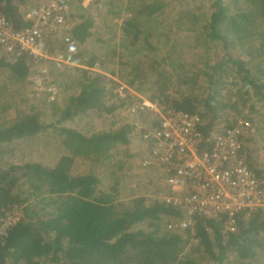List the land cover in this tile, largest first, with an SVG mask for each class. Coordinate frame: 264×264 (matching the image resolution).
Segmentation results:
<instances>
[{
  "label": "trees",
  "instance_id": "16d2710c",
  "mask_svg": "<svg viewBox=\"0 0 264 264\" xmlns=\"http://www.w3.org/2000/svg\"><path fill=\"white\" fill-rule=\"evenodd\" d=\"M1 1L19 30L29 25L28 6L48 2ZM69 20L72 28L47 43L74 65L0 47V229L12 220L0 235V264H264L262 209L234 213L235 231L227 213L193 215L180 227L186 208L155 195L165 190L161 165L141 163L158 146L142 136L160 119L149 109L130 112L139 91L197 115L200 153L242 119L264 130V0H91L86 8L72 0ZM43 67L58 89L53 101L28 91ZM116 76L131 88L124 95ZM117 114L122 121L108 130L75 127ZM255 135L244 137L241 153L260 178ZM40 139L58 154L14 160Z\"/></svg>",
  "mask_w": 264,
  "mask_h": 264
},
{
  "label": "built area",
  "instance_id": "2783aa9c",
  "mask_svg": "<svg viewBox=\"0 0 264 264\" xmlns=\"http://www.w3.org/2000/svg\"><path fill=\"white\" fill-rule=\"evenodd\" d=\"M71 1L48 0L44 4L28 6L25 18L29 25L19 30L2 12L0 0V47L16 55L27 53L41 64L51 61L57 68L74 65L71 54L52 55L47 43L52 35L72 28L73 22L69 20ZM90 3L91 0H82L85 8ZM63 40L67 44L72 42L69 35H65ZM48 71V67H43V75L32 79L37 86H46L48 97L53 101L58 90L55 85L45 82ZM121 88L127 89V86ZM137 100L130 106L131 113L149 109L160 119L159 126L142 136V139L158 142L157 148L144 157L142 164L149 165L155 160L161 165L165 190L155 195L160 200L186 208L189 218L183 220L180 227L190 225L193 215L214 218L227 213L230 219L226 228L235 231L234 213L245 211L251 214L264 210V175L257 177L241 153L244 137L249 133L255 134L257 129L249 119H242L236 126L225 127L214 136L212 149L200 153L202 135L197 129L200 122L197 115L166 109L158 100L143 97ZM6 221L0 235L12 222L10 217Z\"/></svg>",
  "mask_w": 264,
  "mask_h": 264
},
{
  "label": "rangeland",
  "instance_id": "374dc122",
  "mask_svg": "<svg viewBox=\"0 0 264 264\" xmlns=\"http://www.w3.org/2000/svg\"><path fill=\"white\" fill-rule=\"evenodd\" d=\"M48 70H49V68H48ZM49 74H50L49 80H51L53 78L51 75H53L55 73L49 72ZM32 78L29 79L31 81V85L29 83L27 85V87L29 88L28 91L31 94V96H33V94L38 93L40 91H46L48 93V90L45 89L46 86L44 84L40 88L39 86H36V84L34 83V79H32ZM116 81L119 83L118 87L116 88L119 96L124 95V89H122L121 87L125 88V84L117 76H116ZM37 87H39V88H37ZM129 90H131V88H129ZM40 94L42 95L41 92H40ZM133 94H135V98H133V101H132L133 104L137 103V101H139L137 99L140 97L148 98V97H146V95L144 93H141L139 91H136ZM58 96L59 95H56V98ZM48 100L52 101L49 99V97H48ZM118 114L114 118L113 117L108 118L106 121H99L98 119L86 118L83 122H81V123L78 122L75 127H77L81 131H88V132L92 131V130L93 131H95V130H108L111 128V123L114 122V120H117L119 122L122 121V118L124 116L120 117ZM147 125H149V124H147ZM255 134H256L255 136L258 140V143L256 144V145H258L257 148H259L258 149V153H259L258 157L261 159V162L263 160V163H264V149L262 148L264 146V130L260 129V131H259L257 128L255 131ZM134 141H135L134 142L135 143L134 148L139 149V147H140L139 144H142V141L140 140V135H139V138H136ZM53 152L58 154V151L55 150L54 148L52 149L51 145L46 143V141L40 139V142L33 141L31 147H28L27 149H24L23 151H17V153L14 155V160H18V161H20L21 159H24V160H30V159H32V160L33 159L45 160V159H47V160H49L50 158L53 157ZM156 172H157V178L159 179V176L161 178V180L159 179V183H158L159 188H161V187H163V183H162L163 171L158 169V171H156Z\"/></svg>",
  "mask_w": 264,
  "mask_h": 264
}]
</instances>
